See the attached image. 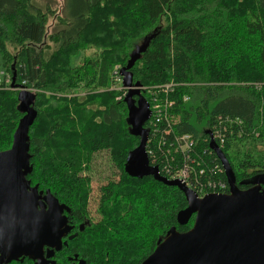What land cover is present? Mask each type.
<instances>
[{
  "label": "trees",
  "instance_id": "16d2710c",
  "mask_svg": "<svg viewBox=\"0 0 264 264\" xmlns=\"http://www.w3.org/2000/svg\"><path fill=\"white\" fill-rule=\"evenodd\" d=\"M51 18L57 23L47 37ZM153 33L130 72L140 91L169 86L156 92L162 103L173 102L168 111L174 122L170 128L167 121L155 122L151 149L160 175L164 168L184 165L171 145L174 136L190 135L197 141L192 152L197 182L227 184L209 147L207 133L215 129L237 187L264 179V161L244 149L249 144L254 153L256 143L264 142V0H63L61 17L36 0H0L3 68L11 79L15 74L14 88L34 92L27 180L69 208L75 223L90 224L56 253L57 264H66L72 254L86 264H141L171 228L183 233L192 227L194 217L186 226L176 222L187 207L177 188L124 172L139 139L130 133L123 99L115 101L120 92H110L112 70L117 64L119 75L132 50ZM94 49L82 69L70 67L71 57ZM83 84L102 91L91 92L83 104L73 96ZM19 93L0 91V152L9 149L24 116ZM141 94L149 104L148 92ZM96 153H105L114 172L98 179L105 182L94 222L83 173L95 168Z\"/></svg>",
  "mask_w": 264,
  "mask_h": 264
},
{
  "label": "water",
  "instance_id": "95a60500",
  "mask_svg": "<svg viewBox=\"0 0 264 264\" xmlns=\"http://www.w3.org/2000/svg\"><path fill=\"white\" fill-rule=\"evenodd\" d=\"M154 37V33L146 36L119 71L122 88L126 91L123 98L127 108L126 121L131 135L139 139L138 146L127 154L124 172L131 178L152 177L167 187L177 188L187 203V207L176 216L177 224L186 226L192 217L194 221L192 227L183 233L171 228L141 264H264L263 178H254L247 182L253 185L250 189L239 190L228 160L210 133H207L209 147L223 168L229 189L227 194L198 198L183 182L166 179L158 168L149 164L145 151L148 132L144 124L149 119L150 110L141 94V85L133 83L130 69ZM14 79L15 74L12 88L15 87ZM18 96L24 116L12 135L9 149L0 152V263L5 264L25 256L37 258L44 246L60 251L61 239L70 230L62 215L67 208L60 205L49 191L43 199L48 203V210L36 209L42 204L35 195L37 187L30 188L27 176L32 172L28 132L37 114L32 107L34 98L31 93L20 91ZM28 190L34 193L29 194Z\"/></svg>",
  "mask_w": 264,
  "mask_h": 264
},
{
  "label": "built area",
  "instance_id": "2783aa9c",
  "mask_svg": "<svg viewBox=\"0 0 264 264\" xmlns=\"http://www.w3.org/2000/svg\"><path fill=\"white\" fill-rule=\"evenodd\" d=\"M114 75L118 78V81L121 83V78L118 75V70L115 71ZM11 85H12L11 75H9L4 70L0 57V91L18 89V91H26L31 94L34 93L32 92V90L24 88L23 86L19 88H12ZM164 88L169 89V86H165ZM164 88L154 87V88H150L149 90L146 89L141 90V91L145 90L148 92V96H149L148 105L150 110L149 119L146 121L148 138L146 142L145 151L150 166L156 167L158 168V170L161 163L155 161L157 156L154 154L153 150L151 149L152 148L151 144L155 139L153 135H156L157 133L155 122L159 123V121L161 120L167 121V128H170L171 126L170 122L174 124V122L171 121V116L168 111L173 106V102H168L167 100H164V102L162 103L160 101L161 99L159 98V95L156 94V92L159 93V90ZM165 133L167 134L168 132ZM151 135H152V139H151ZM173 138H174V144L171 145V148L173 149L174 154L180 153L183 156L184 165L182 167L174 166L171 169L164 168L163 177H165L168 180H178L183 182L189 190L193 191L197 195L198 198H203L204 196L209 194H216V195L227 194L226 188L228 184L219 181L216 184L207 183L206 185H202L200 182H197V176H193L195 174L194 172L195 160L193 159L192 152L194 146H196L197 144V141L190 135L174 136ZM211 139L215 142V144L218 147L219 145L217 144V142H219V144H222L223 142L219 130L214 129V131L211 134ZM208 142H210V139H208Z\"/></svg>",
  "mask_w": 264,
  "mask_h": 264
},
{
  "label": "rangeland",
  "instance_id": "374dc122",
  "mask_svg": "<svg viewBox=\"0 0 264 264\" xmlns=\"http://www.w3.org/2000/svg\"><path fill=\"white\" fill-rule=\"evenodd\" d=\"M38 5L40 6H44V4H47L50 6V9L53 11L54 15L60 16L62 15V10H63V0H36ZM57 20H55V18H51L48 21V25L46 28L47 31V37L51 34V32L53 31L54 26L56 25ZM48 40L46 39L45 41V46H48ZM93 50V49H92ZM92 50H89L88 52H84V53H80L77 54L74 57H71L69 60V65L71 68L73 69H82L83 66V59L84 57L87 56H92L95 53V49L92 52ZM115 67L113 68V72H112V80H111V87H110V92L113 91V93H119L120 95L115 97V101H119L121 99L124 98L125 96V90L122 89L121 87V83L118 81V78L114 75L116 70H119L118 65H114ZM157 86V85H156ZM102 90L98 91V90H91L88 89V87L83 85L79 86V91H77V93L75 95H73L74 97H77L80 99L81 103H83V100L87 99V96L90 95L91 92H101ZM67 98H70L71 95L68 94L66 96ZM84 104V103H83ZM89 105H92V103H89ZM86 107V106H85ZM12 142V141H11ZM255 152L253 153V150L250 149V145L249 144H245V148L244 149H249V151L251 152V154L254 156H256V158H258V162L260 161H264V154H262V152L264 153V142H262L261 140L258 141L256 143V145L254 146ZM259 151V152H258ZM105 153H96L95 155H93L92 157V163H91V167H95L93 168L92 172L90 174H87V172L83 173V176H85V178L87 179V185H89V188L91 190V200L89 202V207H90V217H92V220L94 221L96 219V217L94 216V210L96 208V204H97V197H98V191H99V186L104 183L105 181L102 180L101 182L98 180L100 176H107L110 171L114 172L113 169H111L112 164L108 161L107 156L104 155ZM110 170V171H109ZM109 172V173H108ZM89 176V177H88ZM102 176V177H103ZM115 179H119V175L114 176ZM116 180V181H117ZM95 222V221H94Z\"/></svg>",
  "mask_w": 264,
  "mask_h": 264
},
{
  "label": "flooded vegetation",
  "instance_id": "af4514ba",
  "mask_svg": "<svg viewBox=\"0 0 264 264\" xmlns=\"http://www.w3.org/2000/svg\"><path fill=\"white\" fill-rule=\"evenodd\" d=\"M144 126H145V124H144ZM247 182H249V181L239 182L238 189L241 191H245L247 189H250L253 185L250 183H247ZM35 187H37L36 191H35V195L37 194L38 201L42 204V205L38 204V206H36V209H37V211H40L41 209H43V210L45 209V211H47L48 210V203L46 201H43V199L46 196V193L48 192V190L40 189V186L38 183L32 184L30 182V188L33 189ZM261 188L264 191V185H262ZM226 192L228 193V190ZM27 193L32 194L34 192L31 190H28ZM58 203L60 205H63V204H61V202H58ZM67 210L68 211L64 210L62 215L65 216L66 226L70 230L61 239L62 246H61L60 251L64 248H67L69 246L68 243L71 242L75 237H77L79 232H83L86 227L90 226L88 219L87 220L83 219L82 222L75 223L73 220H71V218H69L71 216V210H69V208H67ZM69 238H72V239L70 240ZM60 251L55 252L51 246H44L42 249V254L38 255L37 258L32 259L28 256L20 257L17 260L10 262L9 264H57L56 253H58ZM51 253H53V254H51ZM47 255H50V257H48ZM66 261H67L66 264H79V263L86 264V262L83 259H80L76 254H72L71 256H67ZM0 264H5V263H0Z\"/></svg>",
  "mask_w": 264,
  "mask_h": 264
}]
</instances>
